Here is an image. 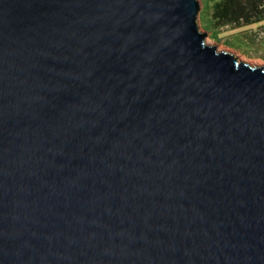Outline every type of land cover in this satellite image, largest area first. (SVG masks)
I'll use <instances>...</instances> for the list:
<instances>
[{
  "label": "water",
  "instance_id": "water-1",
  "mask_svg": "<svg viewBox=\"0 0 264 264\" xmlns=\"http://www.w3.org/2000/svg\"><path fill=\"white\" fill-rule=\"evenodd\" d=\"M199 0H0V264H264V67Z\"/></svg>",
  "mask_w": 264,
  "mask_h": 264
},
{
  "label": "rangeland",
  "instance_id": "rangeland-1",
  "mask_svg": "<svg viewBox=\"0 0 264 264\" xmlns=\"http://www.w3.org/2000/svg\"><path fill=\"white\" fill-rule=\"evenodd\" d=\"M202 6L198 23L201 32L207 33V42L238 57L241 62L252 67H264V21L247 28L235 29L224 27L214 31L211 23L210 9L214 5L211 0H199Z\"/></svg>",
  "mask_w": 264,
  "mask_h": 264
},
{
  "label": "trees",
  "instance_id": "trees-1",
  "mask_svg": "<svg viewBox=\"0 0 264 264\" xmlns=\"http://www.w3.org/2000/svg\"><path fill=\"white\" fill-rule=\"evenodd\" d=\"M214 31L224 27L247 28L264 21V0H211Z\"/></svg>",
  "mask_w": 264,
  "mask_h": 264
}]
</instances>
